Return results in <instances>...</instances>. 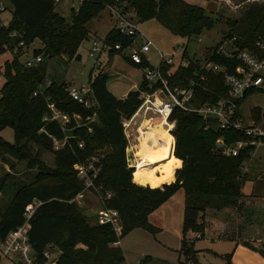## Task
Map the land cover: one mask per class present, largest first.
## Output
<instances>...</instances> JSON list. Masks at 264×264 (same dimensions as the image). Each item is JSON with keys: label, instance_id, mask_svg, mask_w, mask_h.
Returning a JSON list of instances; mask_svg holds the SVG:
<instances>
[{"label": "trees", "instance_id": "1", "mask_svg": "<svg viewBox=\"0 0 264 264\" xmlns=\"http://www.w3.org/2000/svg\"><path fill=\"white\" fill-rule=\"evenodd\" d=\"M10 1L14 9L9 23L0 25V54L12 51L14 56L0 63V74L5 78L0 90V132L7 127L13 128L14 143L7 142L0 135V161L10 164L7 156L26 161L27 168H35L37 173L31 182H16L10 174L0 177V194L15 188L10 201L4 208L0 207V238L26 224L25 231L39 264L44 260V251L54 247L60 251L57 264H123L126 260L123 248L115 243L136 228L154 232L155 228L149 223L150 215L183 189L185 202L180 253L186 263L204 264L198 258L195 241L205 234L207 214L217 215L231 210L233 214L229 219L234 222L238 217L241 231L252 222L258 202L255 194H244L248 178L244 166L256 148L245 147L238 156L224 155L217 148L219 138L233 142L247 137L240 131L222 129L216 119L205 120L198 113L181 108L174 110L171 116L176 121L171 132L174 137L173 176L167 181H155L153 168H145L151 164L134 167L136 158L129 163V154L133 152L124 122L139 110L141 92L150 90L143 77L144 68L150 66L147 60L143 64H133L142 70V80L138 89L129 91L122 98L108 89L110 74L107 71L100 69L97 74L91 73L93 94L89 97L96 102L91 108L70 96V84L66 82L51 81L43 94L34 95L45 84L47 67L44 60L27 67L20 60L23 49L39 39L44 47L35 50V57L43 54L49 59L57 56L80 59L78 50L89 37L87 23L115 0H82L80 7L76 11L73 9L71 22L55 11L54 0ZM128 2L137 10L141 22L156 18L172 34L189 41L215 28L217 22L204 7L186 0ZM226 22L230 28L227 39L237 37L236 46L253 49L256 40L264 37V4L254 3L239 19ZM106 41L112 45L122 44L121 49L112 47L109 51L108 57L113 59L123 54L132 44L133 37L121 34L114 27ZM221 45L206 54L204 63L184 52L188 66L179 67L167 75L172 87H185L191 81L196 83V94L190 104L214 103L225 94L227 88L223 74L204 67L205 63L213 62L231 70L237 64L220 51ZM172 67L164 65L163 69L167 73ZM49 103L71 116L65 129L56 120H44L51 112ZM242 103L243 100L240 105ZM94 113L97 118L92 120ZM251 113L255 118H264L260 107L251 108ZM75 114L80 118L75 119ZM51 136L64 143L56 149ZM31 143L55 155V169L48 168L33 153ZM91 163L96 175L93 177L94 172H90L93 177L90 189L98 195L102 207L118 211L121 234L110 223H90L76 200L85 192V180L79 175L77 166ZM36 200L41 204L27 219L26 208ZM240 230L233 227L232 231L218 237L237 240ZM190 232L200 234V237L190 238ZM243 244L264 256V245L257 248L249 241ZM224 259L225 264H233L232 253L225 254ZM179 261L185 264L181 257Z\"/></svg>", "mask_w": 264, "mask_h": 264}, {"label": "rangeland", "instance_id": "2", "mask_svg": "<svg viewBox=\"0 0 264 264\" xmlns=\"http://www.w3.org/2000/svg\"><path fill=\"white\" fill-rule=\"evenodd\" d=\"M187 2L200 5L205 8L208 15L217 19L216 26L210 31L204 32L200 37L191 39L176 36L172 34L160 21L152 18L141 22V30L154 42L157 48L163 51L167 56L174 57L175 60L181 58L184 52L191 58L197 57L205 62L206 54L210 53L215 46L224 43L226 49L230 48L227 40V33L230 30L227 25L228 19H239L245 10L254 3L264 4V0H186ZM7 9L0 12V25H7L12 18L13 4L10 0H0ZM81 5L79 0H59L56 3L55 11L66 18L67 21H72L73 9L76 11ZM116 19L113 17L109 7H105L98 17L93 18L87 23L89 29V37L80 46L78 53L80 59L69 60L67 57H53L45 61L46 63V80L45 84L51 81L66 82L76 86L82 84L87 85L90 82L91 73L97 74L100 69H104L110 74L108 80V89L117 97H125L131 90H136L142 80V70L133 67L124 59V55H128L130 49H125L123 54L116 55L110 59L107 54L101 57V68L96 67V56H90V50L94 41L102 44L109 32L115 27ZM200 39V40H199ZM141 43L140 39L138 40ZM42 42L37 39L29 47H25L20 53V60L26 63L29 60H34L35 50L42 49ZM17 50H15L16 52ZM14 53L7 51L0 54V63L7 59H12ZM146 57L150 60V66L155 68L160 65V57L157 49L152 48L146 53ZM187 60V59H185ZM5 83V78L0 80V90ZM260 107L264 111V92L256 93L249 96L243 104V111L246 115L249 114L251 108ZM147 120V119H145ZM143 118L137 116L129 130H127V138L130 139L129 146L134 154H129V163L136 156V164L140 161V153L136 148L138 143L137 137L140 135V127ZM154 124L160 123L158 119L153 121ZM163 124V123H160ZM164 130V129H163ZM0 135L9 143H14L13 128L7 127L0 132ZM170 139L173 138L170 137ZM174 146V144H173ZM30 147L34 154H37L39 159L44 161L48 168H56L55 155L40 146L31 143ZM173 153V148H172ZM10 164L0 161V177L10 174L16 182H31L35 179L37 169L27 168L26 161L10 159ZM13 167H12V165ZM135 164V166H137ZM149 165V164H148ZM153 168L154 165H149ZM244 169L247 173V182L244 192L251 189V186H263L264 199V144L257 147L252 153L251 159L245 163ZM15 188L8 189V192L3 191L0 194V207L4 208L7 202L14 195ZM78 204L84 211L90 223H97V215L102 207L98 195L88 189L84 195L78 197ZM184 202L185 192L180 189L172 197H170L162 206L154 211L149 217V223L155 230L149 231L146 228H136L120 241L125 254V262L123 264H181L180 257L185 264L191 262L185 261L181 255L182 241V225L184 218ZM262 208V209H261ZM229 218V217H228ZM230 220V219H229ZM255 225L258 230L264 227V206H259V212L255 218ZM197 236L196 233H189V237ZM260 244L259 246H263ZM235 243L225 241H212L208 238H200L195 241V248L200 251L199 260L204 264H225L224 255L232 253ZM260 248V247H259ZM55 256L59 255L57 248H51ZM150 256V258H148ZM0 264H14L13 261L4 257L0 253Z\"/></svg>", "mask_w": 264, "mask_h": 264}, {"label": "built area", "instance_id": "3", "mask_svg": "<svg viewBox=\"0 0 264 264\" xmlns=\"http://www.w3.org/2000/svg\"><path fill=\"white\" fill-rule=\"evenodd\" d=\"M56 3L59 0H54ZM80 2L82 0H79ZM109 7L113 17L116 19L115 28L126 36L133 37V42L125 49H130L129 54L126 55L133 64H143L144 60L150 63L146 57V53L156 48L160 57V65L155 68L148 66L143 70V77L147 81L150 90L141 92L142 104L136 114L124 122L127 130L131 127L134 119L139 116L145 119H150L152 122L155 119L164 123V127L171 133L175 127L176 121L171 119V116L176 108H181L186 111L196 112L205 120L216 119L222 129L235 130L243 132L246 139H241L233 142L219 138L217 141V148L227 156H238L241 150L245 147H259L264 144V118H255L251 110L248 115L243 111L244 101L251 95L264 92V37H259L255 42V48L241 49L235 45L237 37H232L226 41L230 45L229 49L224 47V43L220 46V51L224 52L228 57L237 61V64L230 70L225 65L208 62L204 64L206 70H213L221 72L225 86L227 88L224 95L219 97L214 103H204L199 106L190 104L196 94V83L191 81L188 86L172 87L167 75L171 74L175 69L188 66V60L181 56L175 60L172 56H167L163 51L156 47L154 42L141 30V21L137 10L130 5L128 0H115L113 3L106 5ZM7 7L0 3V12L5 11ZM141 43H139V40ZM200 40V39H199ZM114 47L121 49L122 44H110L106 39L102 44L94 41L90 50V56H96V67L101 68V57L103 54L109 55V51ZM43 61V56L39 55L34 60H29L25 64L27 67H33ZM164 65L173 66L170 70L165 72ZM51 82H49L50 84ZM39 87L34 95L43 94L46 85ZM154 85H157L154 88ZM69 94L74 99L84 103L88 108L96 105L95 100L89 97L93 94L91 84L76 86L71 84L69 86ZM1 97V95H0ZM243 100L242 105L240 101ZM51 110L49 115L44 117L45 121H58L63 129L66 124L71 121V116L56 107L54 103H49ZM75 119H79L80 115L75 114ZM97 118L96 113L91 117L92 120ZM142 121V122H143ZM54 140L55 148L58 149L64 142ZM138 138V137H137ZM96 160V158H93ZM132 166V165H131ZM79 175L85 180V191L93 186V177L95 174V166L91 163L88 165L80 164ZM135 167V166H134ZM93 177L90 176V172ZM84 195V192L78 197ZM109 196V194H108ZM77 197V198H78ZM41 204L36 200L29 204L26 208L27 219L31 218L37 206ZM97 222L100 224L110 223L115 228L118 234H121V223L119 213L115 209L101 207L98 211ZM25 226L10 232L5 238H0V253L4 257L10 259L14 263L21 262L23 264H39L36 262L34 250L29 242L28 234L25 231ZM200 237V234H197ZM115 245H120V241ZM60 252V251H59ZM60 254V253H59ZM58 256H55L48 248L43 253V262L41 264L57 263Z\"/></svg>", "mask_w": 264, "mask_h": 264}, {"label": "crops", "instance_id": "4", "mask_svg": "<svg viewBox=\"0 0 264 264\" xmlns=\"http://www.w3.org/2000/svg\"><path fill=\"white\" fill-rule=\"evenodd\" d=\"M124 59H126L125 55H124ZM126 60L129 62L130 65L133 66V63L131 61H129V59H126ZM2 77L4 78V76L0 74V80ZM128 142H130V139H128ZM172 148H173V146H172ZM171 155H172V151H171ZM139 164L140 163H138L137 166ZM245 172H246V169H245ZM172 176H173V158H172L171 178H172ZM169 178H170V176H169ZM174 181H175V179H174ZM163 182H165V181H163ZM159 183H162V182H159ZM244 194L245 195H252V194L256 195L258 207L254 213L252 222H248V224H246L248 226L242 227L243 231H241L240 230L241 227L239 225L241 223V221L239 220V218L238 217L234 218L235 219L234 222H231L228 218L229 215L232 216V214H233V212L231 210L227 209L223 212L218 213L217 215L209 213V214H207L208 224H207V228H206V231H205L203 238H208L212 241H225V242L235 243V246L233 247V251H232V262H233V264H264V256L261 253H259L256 250H253V249H251V248H249L243 244L244 241H249V242L253 243L257 248L262 247V246H259L260 244H264V227L262 229H260V231H259L258 226L255 225V218L259 212V206L260 205L264 206V199L262 196L263 195V186L257 187V188H255L254 186H251V189L248 190L247 192H244ZM234 219H232V220H234ZM233 227H236V229L240 230V232H238V236L236 238L237 240H228V239H222V238L218 237L219 235L224 234L226 231H232ZM199 255H200V251L198 253V257H199Z\"/></svg>", "mask_w": 264, "mask_h": 264}, {"label": "bare ground", "instance_id": "5", "mask_svg": "<svg viewBox=\"0 0 264 264\" xmlns=\"http://www.w3.org/2000/svg\"><path fill=\"white\" fill-rule=\"evenodd\" d=\"M139 131L140 135L137 138L138 143L136 145L140 153V164L138 166L154 165L153 177L155 181L163 182L167 180L171 176V151L173 141L170 137L174 140L173 135L164 127V123L154 124L150 119L142 122ZM131 151L134 154V151ZM138 166L135 167L138 168ZM145 168H148V166H145Z\"/></svg>", "mask_w": 264, "mask_h": 264}, {"label": "water", "instance_id": "6", "mask_svg": "<svg viewBox=\"0 0 264 264\" xmlns=\"http://www.w3.org/2000/svg\"><path fill=\"white\" fill-rule=\"evenodd\" d=\"M49 60V56L45 57V61ZM176 179V178H175ZM166 184V183H165ZM53 264H57V263H53Z\"/></svg>", "mask_w": 264, "mask_h": 264}]
</instances>
